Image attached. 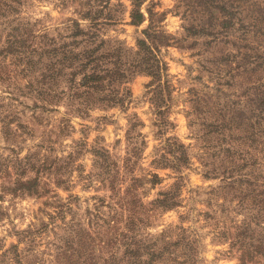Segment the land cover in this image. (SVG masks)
<instances>
[{
  "label": "rangeland",
  "instance_id": "obj_1",
  "mask_svg": "<svg viewBox=\"0 0 264 264\" xmlns=\"http://www.w3.org/2000/svg\"><path fill=\"white\" fill-rule=\"evenodd\" d=\"M89 2L0 0V264H111L112 257V264H124L122 235L130 230L121 197L135 177L144 219L136 239L149 247L143 261L151 247L172 253L178 245L157 262L264 264V152L241 139L246 119L264 113L254 86L264 85V64L249 66L251 73L245 65L232 79L226 70L237 71V63H219L239 54L238 47L249 54L257 49L264 62V0H148L142 6L165 36L160 56L171 98L159 102L163 114L156 83L140 72L119 85L121 101L113 105L87 103L80 94L82 76L70 50L88 45L71 35L76 20L87 29L81 15ZM103 6L118 22L104 27L102 39L136 50L149 21L130 24L129 0H103ZM225 18L235 22L228 32L219 26ZM219 107L233 123L229 131L214 125ZM169 142L184 145L190 158L180 171L155 162ZM132 147L141 152L134 155ZM96 151H108L109 161ZM128 158L132 170L125 167ZM152 173L160 177L156 184ZM31 179L41 194L20 189ZM169 190L179 206L154 208Z\"/></svg>",
  "mask_w": 264,
  "mask_h": 264
},
{
  "label": "trees",
  "instance_id": "obj_2",
  "mask_svg": "<svg viewBox=\"0 0 264 264\" xmlns=\"http://www.w3.org/2000/svg\"><path fill=\"white\" fill-rule=\"evenodd\" d=\"M129 1L131 5V10L129 13L130 24L135 27H140L146 21H149L148 26L141 31L142 38L137 39L136 50H130L122 47L121 44H119V41L113 42V47H109L107 42L102 39V31L104 27L110 23L118 22L110 12H105L106 7L103 6L101 8V3L103 0H90L89 8L83 13V15H81L83 20H89L87 29H84L77 20L73 22L72 26L74 28V33L71 36L75 37L76 39L81 36L85 40V43H87L86 45H88V47L81 49L78 53H74L73 49L70 50V55L73 56L72 58L75 59L74 62H76L78 66V72L76 73L81 74L82 76L78 85L79 87H83L84 91L80 94L85 96L87 103H106L113 105V103H118L121 101L118 90L119 85L127 81L130 74L140 72L151 76L152 80L156 83V86L153 89L154 93H158L159 95V100L156 101V106L159 110V114H163L159 102H166L171 98L168 87L169 80L167 79L166 73L167 67L160 56L161 46L163 44L165 45L166 43L164 42L165 36L163 35L162 30H160V27L155 25L153 12L148 10L149 17L147 18L142 11V6L148 0ZM241 23L245 24L243 21ZM219 26L225 32H228L235 27V22L231 18H225L219 23ZM243 26L246 27L245 25ZM243 30L246 35L247 28H243ZM205 32L206 31L203 32L204 35H206ZM244 39L245 37L243 40ZM227 40L228 41H226V43L229 44L231 41H229V39ZM238 48H240L239 54L235 55V53H228L219 59L220 64H231L233 62L237 63L236 69L238 72L234 71L233 67L226 70V73H228L232 79L240 77V75L243 74L239 73V71L245 65H247V67L244 71L246 73H251L253 71H251L249 66L255 65L257 68H259L262 64H264V62H262V54L258 53L257 49L249 48V50L252 51V54H249L247 51H242V47ZM69 57L70 56H68L67 60ZM248 78H253V75L248 76ZM254 86L257 89L255 97L257 100L255 103L256 107H259V110L264 111V85H262L260 82H256ZM96 95H98L99 98H96ZM195 102L201 106L202 99L197 98ZM216 110L218 117L217 120H220L221 122L217 121V123L214 125H216L220 131L231 130L233 128V123L226 121V113L222 112L223 108L221 109L219 107V109ZM220 117H222V119ZM263 122L264 113L257 115L256 119H252L250 117L246 119L247 126L244 127L245 133L242 135L241 139H243V143L249 147H252V143H255V146L260 145L264 152V129L261 127ZM239 126L243 125L239 124ZM257 134L261 135L259 139L256 136ZM165 146L166 152H164L155 162L158 163V166H160L162 169L171 167L176 171H180L182 166L188 163L190 159L186 148L184 145L170 142ZM257 150V148H254L252 151L256 152ZM96 152L100 158H105L106 162L109 161L108 151H106V153H98V151ZM131 152L134 155L139 154L141 152V148L132 147ZM249 152L250 155L253 154V152ZM252 157L254 160H259L257 154L252 155ZM124 163H126V169H133V165L130 163L129 158L124 160ZM226 164L234 165L230 159L226 160ZM109 168L110 165L107 164L105 169L109 170ZM108 173H110V170ZM150 176V181L153 184H156L160 180V177L157 173H152ZM140 181L141 179L135 177L132 183L125 189L124 193H122L121 200L123 203L124 213H126L124 222L125 227L130 230V233H127V231L123 232L122 236L124 239L122 238V240L126 245V250L121 256L120 261H123L124 264H166L158 263L157 260H161L165 253H169L170 255L175 252L174 248H176L178 245L173 248L172 253L169 251V249H167L166 246L160 248L159 251H156L158 249L151 247L152 251L148 252V261H143L142 250L149 247L145 246L144 243L139 241V239H136L138 236V234H136L137 226H139L138 223L144 221L142 217L138 216L139 212H143V205L138 200L136 195V184ZM39 184V181L35 179L22 181L19 183L21 190H27L29 192H34L35 194H41L39 193ZM110 187L111 191H113L115 195L118 194L119 190L117 189L115 180H110ZM178 200L179 197L177 193L169 190L160 194L159 198L154 201L153 207L156 209L170 210L179 206ZM109 224L111 225V222H109ZM88 236L92 238L91 235ZM125 238H129L131 240L125 241ZM104 242L108 244L110 243V241H107V239H105ZM153 245L155 246V243ZM85 250V246L82 244L80 251L83 253ZM146 251L147 250L144 252ZM67 253H69V248L64 252V259H68L66 256ZM174 257L177 258V254L174 253ZM114 260L116 261L115 257H112L109 261H107V263L112 264Z\"/></svg>",
  "mask_w": 264,
  "mask_h": 264
}]
</instances>
